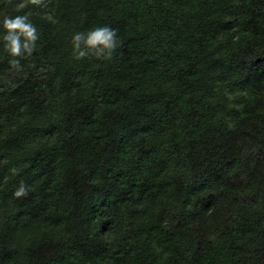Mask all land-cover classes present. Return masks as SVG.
<instances>
[{"label":"trees","instance_id":"obj_1","mask_svg":"<svg viewBox=\"0 0 264 264\" xmlns=\"http://www.w3.org/2000/svg\"><path fill=\"white\" fill-rule=\"evenodd\" d=\"M20 2L0 0V264H264V0ZM29 12L14 71L2 22ZM97 26L113 59L76 60Z\"/></svg>","mask_w":264,"mask_h":264},{"label":"clouds","instance_id":"obj_2","mask_svg":"<svg viewBox=\"0 0 264 264\" xmlns=\"http://www.w3.org/2000/svg\"><path fill=\"white\" fill-rule=\"evenodd\" d=\"M13 0H7L11 4ZM49 0H21L16 4L17 11L23 10L28 4L37 8H47ZM31 13L6 16L2 26L5 30L3 36L4 48L11 56L9 60L10 69L22 71L21 60L32 56L39 40L37 27L30 21ZM117 30L109 26H97L87 32H77L72 37V55L76 60L93 57L100 61H110L114 53L120 47ZM28 165H25L27 167ZM21 169L13 167L9 173L13 176L19 175ZM29 187L22 181L14 192V197L24 198L29 195Z\"/></svg>","mask_w":264,"mask_h":264}]
</instances>
